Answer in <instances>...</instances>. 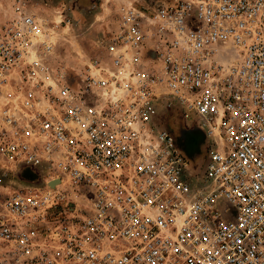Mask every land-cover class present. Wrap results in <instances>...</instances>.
<instances>
[{"label":"built area","instance_id":"obj_1","mask_svg":"<svg viewBox=\"0 0 264 264\" xmlns=\"http://www.w3.org/2000/svg\"><path fill=\"white\" fill-rule=\"evenodd\" d=\"M30 5L0 19V264H264V0L130 3L83 69Z\"/></svg>","mask_w":264,"mask_h":264},{"label":"rangeland","instance_id":"obj_2","mask_svg":"<svg viewBox=\"0 0 264 264\" xmlns=\"http://www.w3.org/2000/svg\"><path fill=\"white\" fill-rule=\"evenodd\" d=\"M15 1L18 0H0V19L13 15ZM21 1L31 4L33 10L48 23L58 58L67 66L83 69L92 58L105 61L109 58L110 55L103 49L102 39L109 30L116 27L120 13L130 3H166L173 0ZM167 120L176 134L178 145L189 161L192 176H203L208 149L204 130L190 116L184 114L169 115ZM36 175L29 171L21 172L13 180L33 181Z\"/></svg>","mask_w":264,"mask_h":264},{"label":"crops","instance_id":"obj_3","mask_svg":"<svg viewBox=\"0 0 264 264\" xmlns=\"http://www.w3.org/2000/svg\"><path fill=\"white\" fill-rule=\"evenodd\" d=\"M169 123V122H168ZM172 132H173V134L175 135V140H176V134H175V132L172 130ZM176 143H177V140H176ZM177 145H178V143H177ZM179 146V145H178ZM180 147V146H179ZM182 150V149H181Z\"/></svg>","mask_w":264,"mask_h":264}]
</instances>
